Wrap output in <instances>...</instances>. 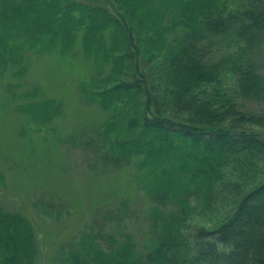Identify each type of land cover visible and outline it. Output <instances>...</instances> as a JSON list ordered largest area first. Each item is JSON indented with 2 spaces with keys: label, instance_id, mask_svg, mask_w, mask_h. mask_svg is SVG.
I'll return each instance as SVG.
<instances>
[{
  "label": "trees",
  "instance_id": "trees-1",
  "mask_svg": "<svg viewBox=\"0 0 264 264\" xmlns=\"http://www.w3.org/2000/svg\"><path fill=\"white\" fill-rule=\"evenodd\" d=\"M155 1L162 9L148 11L144 21L154 33L148 45L167 55L163 96L161 81L134 77L136 59L145 51L144 41L136 40L135 5L146 0H0L2 74L23 78L28 53L91 61L95 79L81 86L82 99L113 117L79 137L89 167L95 175L132 168L150 203L137 221L149 233L143 250L133 236H118L134 220L138 201L122 198L100 214L102 222L96 219L63 247L60 264H264V181L245 194L239 185L225 186L224 194L236 203L218 227L192 229L189 223L192 212H212L224 198L225 166L242 157L264 166V138L246 130L262 118L241 110L233 97L215 99L208 90L229 72L238 96L264 103V73L253 59L264 34V0H249L232 12L226 0ZM181 27L172 45L167 34ZM226 43L236 49L217 58L215 48ZM124 70L134 78L111 84ZM36 93L25 94L32 101L19 110L38 122L51 121L58 106L37 103ZM41 252L30 218L0 204V264H37Z\"/></svg>",
  "mask_w": 264,
  "mask_h": 264
},
{
  "label": "rangeland",
  "instance_id": "rangeland-1",
  "mask_svg": "<svg viewBox=\"0 0 264 264\" xmlns=\"http://www.w3.org/2000/svg\"><path fill=\"white\" fill-rule=\"evenodd\" d=\"M154 1L146 0V4L135 5L138 8L133 22L136 40L138 43L144 41L145 51L142 53V45L138 44L142 54L135 57H138L135 65L138 72L134 77L142 78L144 74L159 83L161 81L163 89L159 90L163 96L166 80L162 70L167 55L148 45L154 33L152 24L144 21L148 11L162 9L161 4ZM226 2L228 11L232 12L240 10L249 0ZM183 30L181 27L168 33V42L176 46ZM235 49L234 43H226L217 46L215 52L217 58H223ZM77 50L82 51L81 46ZM28 57V72L23 78L11 76L10 71L4 74L0 71V204L9 211L21 212L32 221L42 248L37 264H60L63 247L88 231L96 219L102 222L100 214H104L108 207L116 205L122 198L138 200L132 209L136 212L134 220H129L120 228L118 236H133L143 250L148 244L149 233L145 224L137 221L150 203L145 201V190H139L141 188L133 181V169L95 175L89 167V151L79 140L84 130L106 120L111 121L113 117L99 104L82 99L81 86L91 84L95 79L92 62L83 55L63 56L58 52L44 55L28 53ZM253 59L264 73V34L253 51ZM130 74L126 70L120 76L114 74L111 84L129 81L133 77ZM235 83V75L224 72L220 82L208 87V90L215 99L233 97L241 110L262 118L260 124L246 125V130L259 133L264 138V103L238 96ZM35 91L37 103L48 101L58 106L57 115L51 121L38 122L30 114L19 110V107L32 101H28L25 94ZM14 94L17 96L14 97ZM116 107L122 112L126 110L124 106ZM166 111V115H170L168 107ZM222 171L224 198L214 204L212 212L206 214L202 207L192 212L189 220L192 229L216 228L230 215L236 201L232 194H224L223 189L228 184L239 185L240 191L245 194L264 181V166L247 157L225 166ZM139 185L143 188L142 184ZM35 204L38 206L35 207Z\"/></svg>",
  "mask_w": 264,
  "mask_h": 264
}]
</instances>
